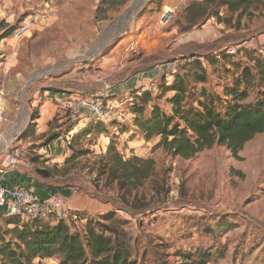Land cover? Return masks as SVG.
<instances>
[{
	"label": "rangeland",
	"instance_id": "1",
	"mask_svg": "<svg viewBox=\"0 0 264 264\" xmlns=\"http://www.w3.org/2000/svg\"><path fill=\"white\" fill-rule=\"evenodd\" d=\"M100 2L0 0V157L17 155L19 166L31 175L39 176L38 169H48L50 183L92 192L91 196L107 205L103 214L93 215L95 220L105 223L103 217L109 215L118 219L115 223L127 235L138 264H184L182 255L197 252L217 253L212 264H264V134L245 145L241 160L221 146L184 160L158 148L160 138L147 141L139 134L117 140L118 151L126 157L155 161L154 172L144 185L124 192L117 183L110 185L99 176L98 156L106 153L109 144L106 135L96 137L94 133L76 140L87 126L73 132L74 121L67 113L62 117L70 123L69 130L56 131L60 127L56 118L48 134L38 135L33 119L39 111L30 106L41 85L55 91L63 84L78 82L83 75L99 76L104 72L100 60L126 37L129 46L139 51L132 48V55L125 53V71L117 79H102L108 87L157 67L160 77L135 78L146 81L143 88H151L170 73L160 68L163 62L196 56L206 65L205 87L222 94L225 86L232 87L240 71L215 57L252 37L264 48V8L253 11L252 17L245 16L240 26L235 24L236 16L231 25H225L208 10L197 20L207 19L204 24L192 27L188 21L192 13L187 8L198 3L196 0H128L102 22L95 20ZM219 11L228 16L226 8ZM25 25L28 32L14 39ZM11 27L16 31L4 38ZM138 39L141 47L135 45ZM157 44L155 53L152 48ZM254 54L238 55L233 61L246 66ZM206 59L217 60V67L207 65ZM202 87L197 85V90ZM247 92L246 102L253 103L257 90L251 87ZM192 102L196 103L194 97ZM158 104L170 113L165 100ZM53 134L66 142L67 156L61 163L46 160L41 152ZM72 147L86 151L75 169L72 163H65ZM5 221L0 219V224L4 226Z\"/></svg>",
	"mask_w": 264,
	"mask_h": 264
},
{
	"label": "trees",
	"instance_id": "2",
	"mask_svg": "<svg viewBox=\"0 0 264 264\" xmlns=\"http://www.w3.org/2000/svg\"><path fill=\"white\" fill-rule=\"evenodd\" d=\"M127 1L101 0L95 20L111 19L116 8ZM220 8H226L228 16H221ZM259 8H264V0H202L187 8L192 13L188 21L192 27L202 25L207 19L201 23L197 20L211 10L212 17L219 23L231 25L236 16L235 24L240 26L245 16L252 17L253 11ZM15 31L14 27L9 28L4 38ZM250 52L255 56L250 57L246 66L233 61L234 57ZM220 57L224 66L240 71L232 87L225 86L222 94L205 87L208 83L206 65L193 56L191 61L173 72L171 80L162 77L151 89L131 92L129 100L122 106L128 118L91 121L75 138L94 133L96 137H108L106 153L98 156L99 176L110 185L117 183L121 191L127 192L141 188L154 172L153 159L128 158L118 151L116 141L124 134L128 138L140 134L147 141L160 138L158 148L184 160L215 146L226 147L235 159L241 160L240 153L245 145L256 135L264 134V48L233 55L225 52L215 58ZM205 61L207 65L211 63L217 67V60ZM197 85L203 87L197 90ZM251 87L257 90V97L253 103H247V89ZM193 97L196 103L192 102ZM161 99L171 107L170 113L158 104ZM106 100L105 103L102 101L105 107L109 99ZM34 116L33 121L37 122L39 115ZM57 138L58 134L51 135L48 143ZM71 151L73 153L65 163H72L71 167L75 169L79 157L86 151L80 147H72ZM36 173L44 179L50 178L48 169H38ZM0 219H6L4 226L0 224V264H41L44 261H55L56 264H138L127 235L116 225L115 222L119 221L114 215L103 217L105 223L83 212H77V218L69 220L59 219L56 215L25 219L20 215L5 217L3 214ZM215 254L185 253L182 258L184 264H212L218 259Z\"/></svg>",
	"mask_w": 264,
	"mask_h": 264
},
{
	"label": "crops",
	"instance_id": "3",
	"mask_svg": "<svg viewBox=\"0 0 264 264\" xmlns=\"http://www.w3.org/2000/svg\"><path fill=\"white\" fill-rule=\"evenodd\" d=\"M127 42L128 37L120 40L114 50H112L111 53L106 56V58L100 60L101 62L99 68H102L104 70L103 73L99 74V76H101V80L94 76L86 74L81 76L82 78L78 82L63 84L64 87H58L55 89V91L47 90V86L44 85H41L39 89L35 91L30 106L32 108L36 107L39 111V119L37 120L36 127V132L38 135L48 134L50 132L49 129H52L50 125L54 124L56 118L58 119V123H60V127L55 128L56 131L68 129V125L70 123L66 122V118L63 119L62 117L63 113H67L64 109L63 104L67 98L75 95H85L90 98H98L101 101L109 99L108 103H115L117 105H120L118 109L108 113V118H106L105 122L115 117L121 120L124 117L128 118V115L123 113L122 106H125V104L129 100L130 93L136 90L151 89L158 83V81L156 80L154 84H152L151 88H143L146 84V81L143 80V82H139L136 81L135 78L138 76H148L147 79L152 80L153 78L160 77V72L157 67L152 68L148 72H143L141 74H138L137 76L128 77L120 85L111 88L108 87V85H106V83L102 81V79L104 77V80L107 79V81H109L110 79H117L116 75H118L121 71H125L124 61L122 60L125 53H130L132 55L130 49L134 47L133 45L129 46V43ZM137 42L138 43L134 44L139 47L141 39H138ZM150 44L151 45H149V47H151L153 43ZM157 46L158 44L152 48L155 53H157V49L154 48H157ZM134 50H136L137 52L139 51L138 48H134ZM136 66L137 65H134V67L129 68L132 70ZM138 84L140 85L138 86ZM50 88L51 86H49V89ZM91 119L92 117H90L89 115H83L76 119L74 121V127L72 128L73 132H79V130L86 127L92 121ZM127 138L128 135L124 134L120 137L119 140H128ZM107 140L109 143L108 138ZM21 143L22 141L19 142V144ZM65 143L66 142L62 139V137H59L44 146L45 148L42 149L41 152H43L42 154H46V158H49L51 162L61 163L62 160H64L67 156L64 149ZM49 151H53L52 154H49ZM5 160L6 159H4V157H0V174L3 176L4 187L26 188L33 191L41 199H48L53 195L60 194L65 198L69 209L78 210L90 215L103 214L104 211H106L107 205L96 197L91 196L90 194L92 192H79L78 190L77 192H75L74 188L72 187H58L50 183L47 179H44L40 176L31 175L27 170H24V168L20 166L15 169H8L6 168ZM3 210L4 209H2V211ZM45 262L47 264H56L55 261H44V263Z\"/></svg>",
	"mask_w": 264,
	"mask_h": 264
},
{
	"label": "built area",
	"instance_id": "4",
	"mask_svg": "<svg viewBox=\"0 0 264 264\" xmlns=\"http://www.w3.org/2000/svg\"><path fill=\"white\" fill-rule=\"evenodd\" d=\"M196 1L201 2L202 0ZM28 30L29 27L27 25L23 26L16 31L14 39L22 38ZM253 49H262V42L255 37L246 39L236 46L228 48L227 53L233 55L240 51H250ZM189 61H191V59L183 61L180 59H172L163 62L160 68L170 72L166 74V76L167 80H171L173 72H175L183 62ZM93 76L101 80L100 76ZM63 106L72 121H75L83 115H89L92 117V121L102 122H105L106 118H108L109 111H114L120 107V105L115 103H108V106L105 107L101 100L82 95H75L67 98ZM18 166L19 161L17 155L9 154L6 158V168L15 169ZM74 191L77 192L76 189H74ZM2 209L4 210L2 211ZM77 212L80 211L69 209L65 198L60 194L53 195L48 199H41L33 191L26 188L4 187L3 176L0 174V214H3L5 217L20 215L25 219H36L47 218L49 215H56L59 219L69 220L70 218L76 219Z\"/></svg>",
	"mask_w": 264,
	"mask_h": 264
}]
</instances>
